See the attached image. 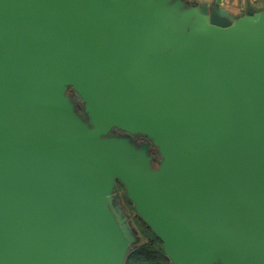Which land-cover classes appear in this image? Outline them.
Returning <instances> with one entry per match:
<instances>
[{
  "label": "water",
  "instance_id": "obj_1",
  "mask_svg": "<svg viewBox=\"0 0 264 264\" xmlns=\"http://www.w3.org/2000/svg\"><path fill=\"white\" fill-rule=\"evenodd\" d=\"M117 184L171 264H264V11L0 0V264H125Z\"/></svg>",
  "mask_w": 264,
  "mask_h": 264
},
{
  "label": "rangeland",
  "instance_id": "obj_2",
  "mask_svg": "<svg viewBox=\"0 0 264 264\" xmlns=\"http://www.w3.org/2000/svg\"><path fill=\"white\" fill-rule=\"evenodd\" d=\"M196 2L197 3L195 4L197 5L203 4L202 0H198ZM67 95L74 103V106L76 107L78 114L83 116L86 119L85 113L83 110V105L80 102V100L75 96V94L71 90H68ZM109 135L125 138L126 140L129 141L130 144L137 146V147L140 144L149 145V156L151 158V161H150L151 166L156 168L159 165L161 161L160 155L158 151L151 145L150 141L147 140L145 137H142L139 135H130V134H126V133H123L117 130H111L109 132ZM138 141H144V142L139 143ZM111 197H112L113 206L116 212L118 213L120 219L128 225V228L130 229V231L133 233V235L136 238V242L128 250V253H127L128 255L129 252L133 248L138 247L142 244H145L146 238L144 234L142 233V231L140 230V228L138 227L137 225L138 217L132 205L127 200L124 189L119 184L116 185V189L113 192V195Z\"/></svg>",
  "mask_w": 264,
  "mask_h": 264
},
{
  "label": "trees",
  "instance_id": "obj_3",
  "mask_svg": "<svg viewBox=\"0 0 264 264\" xmlns=\"http://www.w3.org/2000/svg\"><path fill=\"white\" fill-rule=\"evenodd\" d=\"M137 225L146 238V243L133 248L125 264H171L165 256L162 243L138 218Z\"/></svg>",
  "mask_w": 264,
  "mask_h": 264
},
{
  "label": "crops",
  "instance_id": "obj_4",
  "mask_svg": "<svg viewBox=\"0 0 264 264\" xmlns=\"http://www.w3.org/2000/svg\"><path fill=\"white\" fill-rule=\"evenodd\" d=\"M190 5L197 3L198 0H182ZM214 0H202L203 3H212ZM222 7L234 17L244 14L246 11H264V0H222Z\"/></svg>",
  "mask_w": 264,
  "mask_h": 264
},
{
  "label": "flooded vegetation",
  "instance_id": "obj_5",
  "mask_svg": "<svg viewBox=\"0 0 264 264\" xmlns=\"http://www.w3.org/2000/svg\"><path fill=\"white\" fill-rule=\"evenodd\" d=\"M139 143H141V142H144V141H138Z\"/></svg>",
  "mask_w": 264,
  "mask_h": 264
}]
</instances>
